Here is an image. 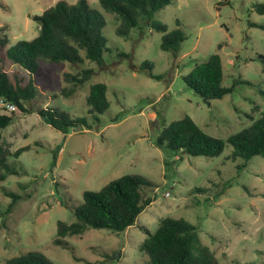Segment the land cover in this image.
<instances>
[{"label":"rangeland","instance_id":"rangeland-1","mask_svg":"<svg viewBox=\"0 0 264 264\" xmlns=\"http://www.w3.org/2000/svg\"><path fill=\"white\" fill-rule=\"evenodd\" d=\"M58 1L0 0V36L6 35L7 48L36 37L40 24L34 15ZM89 1L106 20L108 50L102 63L40 58L36 75L12 62L6 48L1 51L13 80L15 75L35 80L38 91L27 103L30 109L59 108L87 118L92 126L64 133L37 112L18 110L12 123L0 128L1 139L13 150L30 146L9 158L15 172L0 181V264L28 251L41 252L54 264H147L140 248L147 237L144 228L156 231L166 216L195 225L201 241L222 264H264V157L233 158L234 147L228 143L214 157L156 144L163 120L170 124L190 115L208 134L226 140L261 115L264 29L250 23L264 25V12L255 8L264 0H171L154 19L168 31L185 33L176 56L161 48L164 33L145 20L129 36H121L116 15L99 0ZM213 53L222 57L225 86L235 80L249 83H238L233 92L207 103L184 76ZM145 61L153 63L152 72L161 78L139 70ZM88 67L94 69L91 78L72 95H63L61 90L71 86L64 72ZM97 82L107 84L110 101L98 115L100 122L87 104L90 87ZM125 174L152 182L143 194L154 200L135 223L120 233L92 227L66 237L70 247L56 245L58 221H75L74 208L83 202L84 192L98 191ZM6 191L19 196L11 207L13 197ZM116 253L118 257L110 258Z\"/></svg>","mask_w":264,"mask_h":264},{"label":"trees","instance_id":"trees-1","mask_svg":"<svg viewBox=\"0 0 264 264\" xmlns=\"http://www.w3.org/2000/svg\"><path fill=\"white\" fill-rule=\"evenodd\" d=\"M103 8L113 12L119 20L117 33L129 36L133 28L139 27L141 19L156 30L163 32L161 48L172 52L175 56L180 50L181 43L186 39L182 30L168 31L167 25L154 19L156 12L170 4L171 0H99ZM255 8L264 12V4L258 3ZM40 24L39 34L32 39L19 40L7 48L6 35L0 36V98L16 105L12 114L0 113V128L12 123L14 114L22 112H37L53 127L68 133L71 129L87 127L91 124L85 117H72L68 112L54 107L40 106L30 109L27 103L37 94L35 80L15 75L14 80L5 69L4 54L14 63L21 65L31 74L40 73L39 59L50 62L69 61L84 63L86 60L102 63L104 52L108 50L107 39L103 29L105 18L89 0H78L70 4L65 0L58 1L47 8L43 14L33 17ZM264 29V25L250 23ZM223 44L219 45V48ZM128 56V54L123 53ZM264 61V55L261 56ZM153 63L145 61L139 70H147L150 75L161 78L152 72ZM94 69L82 68L73 73L64 72L66 85L61 91L65 96L72 95L78 86L88 81ZM184 80L203 100L222 98L233 92L238 83H249L248 80H235L233 85L225 86L224 67L219 53H213L209 58L196 66L184 76ZM106 83L97 82L91 85L87 96L89 113L100 122L98 115L103 114L110 106L107 96ZM264 96V90L261 89ZM116 117L114 120H117ZM234 147L232 157H242L246 161L254 156L264 157V110L258 118L242 130L231 134L226 140L212 136L204 131L190 115L173 120L166 124L163 120L156 144L159 147H168L172 150L197 156H218L226 144ZM29 145L12 149L0 137V181L6 179L15 171L10 165L11 156L19 157ZM245 166V165H243ZM152 186V182L138 174H125L108 182L100 190H86L83 202L74 208L75 221H58L57 236L54 243L59 246L70 247L66 240L68 236H80L89 228H107L112 232L120 233L135 223L139 214L151 204L153 197H144L143 188ZM13 200L10 207L19 198L12 191H6ZM147 237L140 248L148 256L147 264H222L214 251L205 245L199 236L197 227L183 218L166 216L160 220L159 227L152 232L144 228ZM118 257V253L110 258ZM3 264H54L45 254L38 251L26 253L6 259Z\"/></svg>","mask_w":264,"mask_h":264},{"label":"built area","instance_id":"built-area-1","mask_svg":"<svg viewBox=\"0 0 264 264\" xmlns=\"http://www.w3.org/2000/svg\"><path fill=\"white\" fill-rule=\"evenodd\" d=\"M0 110L3 113H11L16 110V105L13 102L7 101L5 98H0Z\"/></svg>","mask_w":264,"mask_h":264}]
</instances>
